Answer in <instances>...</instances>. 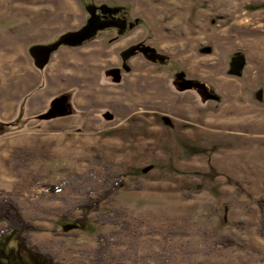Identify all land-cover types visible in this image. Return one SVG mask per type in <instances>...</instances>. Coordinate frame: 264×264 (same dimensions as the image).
<instances>
[{
	"label": "rangeland",
	"instance_id": "rangeland-1",
	"mask_svg": "<svg viewBox=\"0 0 264 264\" xmlns=\"http://www.w3.org/2000/svg\"><path fill=\"white\" fill-rule=\"evenodd\" d=\"M59 1L0 0V199L30 242L61 264H264V62L243 41L264 0ZM0 264L44 261L7 233Z\"/></svg>",
	"mask_w": 264,
	"mask_h": 264
},
{
	"label": "trees",
	"instance_id": "trees-1",
	"mask_svg": "<svg viewBox=\"0 0 264 264\" xmlns=\"http://www.w3.org/2000/svg\"><path fill=\"white\" fill-rule=\"evenodd\" d=\"M71 94L65 93L59 96L58 99L62 100L63 105L66 108V113H70V101ZM230 185L235 186L239 191L242 190L241 185L235 181L227 180ZM120 187V182L110 183L109 192L115 191ZM100 202L99 198L89 199L88 203L82 204L80 208L86 210L84 215L87 213V210H93L97 208L98 203ZM256 205L259 208L260 219H259V233L260 236L264 238V198H259L255 200ZM0 223H6L7 227L4 231L0 233V239L7 233H14L18 241L28 246L29 250L38 257L42 258L44 264H61L57 262L52 255L49 253L42 252L36 246L30 242L29 233L31 232L33 226L24 219L23 215L19 211L15 203L6 200L0 199ZM217 247H232L237 246L241 248V244L232 239H223L218 240L216 243Z\"/></svg>",
	"mask_w": 264,
	"mask_h": 264
},
{
	"label": "bare ground",
	"instance_id": "bare-ground-1",
	"mask_svg": "<svg viewBox=\"0 0 264 264\" xmlns=\"http://www.w3.org/2000/svg\"><path fill=\"white\" fill-rule=\"evenodd\" d=\"M59 2H60L59 7H60V9L62 11L66 10V7L70 6V3H69L68 0H60ZM49 22L50 21L48 20L47 21V24H46V27H47V25H49ZM202 30L205 31L206 29L205 28L204 29L202 28ZM257 32H258V34L256 33L257 35L254 34V33H252V32L250 34H249V32L246 33V35H249V36H252V37H251V39H244L243 41H247L248 48L253 50L254 54L256 55L257 60L259 59L260 61H263L264 62V33L262 32V29L261 28H258L257 29ZM215 35H217V33ZM216 81L218 82L221 90H224L228 94H235L236 93V87L233 84H231L228 80L221 79V77H220V79L217 78ZM226 108H227V106L223 109L224 111L222 113L225 112V109ZM230 109L233 110L235 113H238V114L241 113V112L248 111L247 107L244 108V107L238 106V105H230Z\"/></svg>",
	"mask_w": 264,
	"mask_h": 264
},
{
	"label": "water",
	"instance_id": "water-1",
	"mask_svg": "<svg viewBox=\"0 0 264 264\" xmlns=\"http://www.w3.org/2000/svg\"><path fill=\"white\" fill-rule=\"evenodd\" d=\"M93 31H87L86 34L85 33H77V34H74L70 37V39L67 41V43L69 44H79L82 40L90 37L92 35ZM66 40L62 41V42H65ZM60 44V43H59ZM49 50V49H48ZM64 111L66 113V108L64 106Z\"/></svg>",
	"mask_w": 264,
	"mask_h": 264
}]
</instances>
